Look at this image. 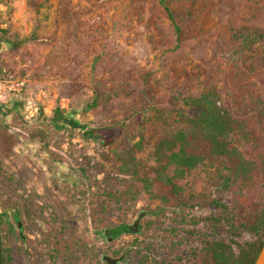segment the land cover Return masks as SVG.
I'll list each match as a JSON object with an SVG mask.
<instances>
[{"label":"rangeland","instance_id":"rangeland-1","mask_svg":"<svg viewBox=\"0 0 264 264\" xmlns=\"http://www.w3.org/2000/svg\"><path fill=\"white\" fill-rule=\"evenodd\" d=\"M169 8L172 19L159 0H0V234L8 264H177L141 257L161 250L156 234L165 240L172 220L196 234L218 211L214 200L242 203L244 216L264 207V108H254L264 103V0H171ZM209 92L252 131L250 140L233 138L253 165L247 188L226 187L229 164L204 161L181 172L148 156L159 131L152 110L190 113L183 100ZM61 143L74 145L83 173L93 164L92 193L78 170L77 197L43 216L45 245L39 199L28 195L38 190L43 145L48 152ZM146 211L140 234L124 232ZM215 237L233 252L252 239L244 231Z\"/></svg>","mask_w":264,"mask_h":264},{"label":"trees","instance_id":"trees-1","mask_svg":"<svg viewBox=\"0 0 264 264\" xmlns=\"http://www.w3.org/2000/svg\"><path fill=\"white\" fill-rule=\"evenodd\" d=\"M159 2L172 19L169 8L171 0ZM239 101L243 103V99ZM183 102L188 105L190 113L180 107L152 110V120L159 131L148 153L149 158H154L162 170L166 166L174 165L181 172L192 170L204 161L216 163L220 167L229 164V172L223 177L226 187L247 188L253 165L233 146L234 137L252 139V131L247 128L245 121L221 106L217 93H205L199 97L184 99ZM258 104L256 102L254 108H264V103ZM63 119L61 118L62 122ZM133 162L134 159L131 160V163ZM169 179L168 182L171 181ZM261 187L264 189V171ZM212 204L218 211L206 221L213 230H216V224H219L221 231L231 237L244 231L250 234L252 239L244 244H235L238 251L233 252L231 245L225 241H213L210 244L208 233H205L201 264H254L264 242V207L244 216L242 203L214 200ZM207 230L210 228L208 227L206 232ZM102 235L107 236L104 232ZM230 241L231 244L234 243L232 239ZM3 253L4 264H8V257Z\"/></svg>","mask_w":264,"mask_h":264},{"label":"flooded vegetation","instance_id":"flooded-vegetation-1","mask_svg":"<svg viewBox=\"0 0 264 264\" xmlns=\"http://www.w3.org/2000/svg\"><path fill=\"white\" fill-rule=\"evenodd\" d=\"M50 131L58 132V130L62 131V133L66 130L61 129L59 127L51 126L48 128ZM67 130H75V127H67ZM61 133V134H62ZM64 145L67 147L64 151H60L64 148ZM45 148L40 152L42 155V163L40 165L39 174H38V190L31 192V195L28 197H38L39 201V211L40 217L43 219V242L45 245H49L46 242L48 235V230L45 228V218L43 217L46 211L56 212L60 210L62 207V200L65 197H70L73 201L77 197L78 190V170L82 172L80 175L85 177V180L88 184H86V195L88 193H92V163L85 165V173H83V168L78 169L77 164V151L74 145L71 144H63L61 143L57 147H53L51 145L48 146L50 151H46V145H43ZM53 152V153H52ZM52 155V156H51ZM49 156V157H47ZM82 161V160H81ZM10 177V176H9ZM14 180H9L7 182L11 183ZM18 187V185L16 186ZM26 187V185L24 186ZM82 188V186H81ZM30 192V191H28ZM72 201L70 202L72 205ZM152 212L146 211L145 216ZM49 223L51 224L53 218L49 217ZM175 219V218H173ZM61 219H55L54 222L60 224L59 232L62 229L63 225L60 221ZM131 226V225H129ZM129 226H127L124 232L132 233L138 235L141 233V220L138 222L137 229L135 231H129ZM209 228L212 229V226L209 225ZM221 227L219 224H216L215 234L212 235L211 230L198 231L190 233L187 228V223L176 219L172 220L167 224V232L165 233L166 239H163L164 234H156V242L155 246H161L160 252L156 250L155 253H145L141 255V257H173V262L177 264H183L188 257H202V251L204 248V240L205 233H208V239L210 244L213 241H221L220 238H217V233H219ZM217 232V233H216ZM106 233V232H105ZM52 239V237L50 238ZM194 239V242H193ZM53 244L55 243V239H53ZM153 246V245H152ZM121 257H126V251H124ZM180 257V258H179ZM181 259V263L179 261ZM175 264V263H174Z\"/></svg>","mask_w":264,"mask_h":264},{"label":"water","instance_id":"water-1","mask_svg":"<svg viewBox=\"0 0 264 264\" xmlns=\"http://www.w3.org/2000/svg\"><path fill=\"white\" fill-rule=\"evenodd\" d=\"M145 216V212H140L136 220L129 226V231H135L137 229L138 222ZM0 264H4V253L2 249V239L0 234ZM254 264H264V243L256 257Z\"/></svg>","mask_w":264,"mask_h":264}]
</instances>
